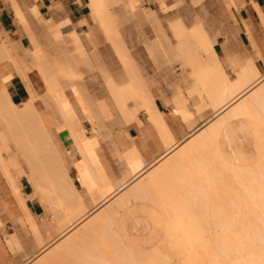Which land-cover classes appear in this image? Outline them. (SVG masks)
<instances>
[{"label": "rangeland", "instance_id": "rangeland-1", "mask_svg": "<svg viewBox=\"0 0 264 264\" xmlns=\"http://www.w3.org/2000/svg\"><path fill=\"white\" fill-rule=\"evenodd\" d=\"M154 2L155 0H124L120 5H112V3L109 4L110 11L112 12L111 21L110 19H108V24L104 28L105 25L102 24L103 21L101 20L100 16L93 8L89 0V6L91 7L90 12L92 10L91 22L89 24H85L84 26H79V28H76L77 31L81 33L80 36L82 38L83 44L85 45L86 53L89 56V58H87L91 59V63L89 64L84 62L86 61V58L84 59L83 55H81V49H78V46L74 44V41H72L71 34H69V28H65L64 30L48 29L45 34L39 36L40 42L42 43V46L44 48L45 55L49 62L56 69L58 77H60L59 80H63V78L65 79V81L63 82L60 81L61 84L63 83L62 86L66 83V85L64 86L71 87V84L75 83L76 85H80L81 87H86L87 91L91 93V97L94 103L108 104L107 108L104 109L101 113L102 124L99 128V131H101L100 147L107 141L112 144L110 141L111 134L119 135L124 141H126L128 138L127 125L129 124V122L126 121L127 118L125 112L122 110L121 105L116 100L114 95H112L111 85L115 82L120 86L131 84L135 80L133 79L134 72L135 75L138 74L140 76L139 80H142L145 85L152 89L156 98V102L161 107V109L167 108L169 110H174L176 108V100L185 101L186 109L190 114H185L177 108L176 113L183 119L189 129H191L193 126L201 124L204 120L213 117L215 113V104H210V100H208L209 98H207V91L203 95L199 91V89H194L196 80L195 70L200 66V63L196 59V50L195 48L193 49L194 45H192L193 47L189 46L192 43L183 44L181 43L180 38L174 34L172 25L175 21L182 19L188 27L193 28L196 25H200V23L204 20L201 23V26L206 28V30L210 32L211 35L217 38L215 47L219 52L220 57H224V48L227 51L230 64L226 63L225 68L229 74L230 79H232L233 81H235V79L238 77V73L231 66L232 57L244 62L255 60L260 67L258 60H256L253 56L249 54L236 56L228 48L230 47L232 50L234 48H237L240 29L237 24V19L228 16L225 17L224 13L227 10H230L233 13L237 9H239L242 4L239 8H236L232 4L227 3L225 0H204L200 3L197 0H165V6H163L162 8V0H156V2ZM166 3L169 5H167ZM195 3L197 4V7L195 6ZM175 7H178L177 10ZM36 8L37 7H34L33 9L28 8L27 12L25 10H23V12L25 18L28 16V18L30 17L29 21L31 19L39 26H41L44 24L43 18L41 17L40 12L36 14ZM166 8H169V11H166L167 13H165L164 11ZM221 9L224 13L221 11ZM15 12L18 16L16 8ZM154 12L158 16V20H156V18L154 17ZM107 22L103 23L106 24ZM197 22L200 23L198 24ZM24 24L27 29H30L28 24ZM244 25L245 28L250 30V24L246 22L244 23ZM118 27L120 28L118 29ZM65 30L67 31L66 33L63 32ZM58 33L60 35H58ZM57 35L60 37H57ZM119 40H121L120 42H122L120 44V47L119 42L117 43V41ZM223 41H226V43H223ZM121 48L126 51L128 49L129 52H127L131 54L132 59L126 57V54L120 55V52L118 50H120ZM29 49L30 48L27 47L24 50L17 49V51L19 54L25 55L29 53ZM120 51L121 53L125 52H122V49ZM186 55L190 56V58ZM124 58H128V61L126 62L125 59L124 62ZM87 61L90 62V60ZM129 63L131 65H129ZM90 64H92V66H90ZM11 65H13L18 72V68L13 63H11ZM69 67H71L72 74L65 71V69H68L69 71ZM260 69L261 73L264 74V66L263 69L261 67ZM33 70H35L33 76L36 79L35 81L38 83L36 89L37 93L39 94V97L36 100L37 108L42 112V115L45 119H50V121L48 122V126L54 134V139L58 147L63 151V153L68 157V160L71 162L72 156L73 154H76V151L74 149H69L68 147L66 148L63 145L62 139L64 138L59 131V125H67V123H65V121L67 122V120H64L65 117L63 116V113L58 110L55 103L52 102L51 104H47L45 100L41 99L42 96L45 97L46 92L48 91V86L42 73L40 72V69L36 66L33 68ZM65 72H67V74L69 73L70 75L67 76H71V78L68 79ZM70 79L72 83H70ZM70 87L68 89L64 87L65 92L66 94L68 93L67 95L70 96L71 101H75L72 102L73 104H75L76 109L80 112L81 123L86 129V133L89 136L97 134L92 120L88 116H86L87 112L86 110H84V105L77 100L76 94L73 95V87H71L72 90L70 89ZM200 90H202V92L205 91L203 90V88H201ZM198 92L200 93L197 94ZM40 95L42 96L40 97ZM200 95H203V100ZM210 99L211 101H213L212 98ZM204 101H206V103L202 104V102ZM208 102L210 106L208 108L202 109L201 107L209 105ZM117 104L119 105V107ZM199 108L202 110H199ZM126 109L132 115H137L138 119H140L141 121H145L147 118V114L145 113L144 108L141 106V97L139 95L128 94ZM133 111H135V113H133ZM0 121L3 122L4 120L2 121V119L0 118ZM1 122L0 139L3 143L0 142V148L3 150L7 158L11 159L13 150H18V146L15 144L14 139L10 137L9 129L5 125V121L3 122L4 124ZM231 123L232 126L229 131H225V134L220 136L218 140L219 145L223 149L227 160L226 166L224 165L225 163L217 157V154L213 151V148L205 149L200 155L195 154L196 162H193L190 165L191 169L193 171H196V173L193 172L194 176L191 180V185H188L189 171L186 170V168L177 170L178 175L185 176V178H187V181L184 182V186H182L181 188H175V190L177 191L174 195L176 201H174L172 204H163L161 201L164 194L163 192L165 190V186L162 183L159 185L156 184L146 186V190L143 193V196L132 201L129 207V209H131V213L125 217L124 221L126 222L127 230L134 241H127L126 244H124L125 249L122 251L120 250L121 252H119H124V257L122 256L121 258L116 260L115 264H126L124 262L126 260L125 255L129 256V254H132L131 257L133 255L135 257L136 255H139L138 257H140V254H146L147 256L154 253L153 250L155 251L157 247L160 248V245H163L162 247H164V239L166 238V236H168L167 228L173 227V223L181 221L180 219L173 218V215L180 213V204L177 201V198L181 197L183 199H186L187 201L185 202V205L192 208L193 212L198 214L201 213V210H203L202 207L205 205L202 203L201 199L198 198V193H201L203 194V196L207 197V205L213 206L217 208V210L222 214L230 216L229 219H224L221 221L225 223L228 222L239 224L238 226L228 227L229 232L228 235H226L228 238L264 239V201L261 200L262 195L260 194L264 192V185L263 187L259 186L260 183L264 184V174H262L264 173V171L261 172L262 170H264V127L263 125H259L255 118L248 117L247 115L240 117L238 116L235 118L233 117ZM3 128H6V130H4ZM106 132L110 133V135ZM9 143H13L15 147L6 152L3 144L7 145ZM102 149L103 148L101 147L100 152L102 151ZM19 156L21 161L20 167L26 169L27 172H29L30 165L28 163V160H26L27 157L24 155V153H19ZM112 158H114L113 155L110 159ZM205 159H208V171H204L201 168L205 163ZM105 161L106 160H104V162ZM202 161H204L203 164ZM113 164L119 168H123L117 161H113ZM228 164H232L229 167L233 166V170H230L231 168L228 167ZM249 166L251 167V169L254 166L255 168L258 167V169H256L257 171L255 172V168H253V173ZM190 167L188 165V168ZM237 167L240 168V171ZM245 167H247V169H245ZM12 169L15 170L17 169V167L12 166ZM241 169H243V171H241ZM155 170L156 166H152L148 170L147 175L144 174L142 179L134 178L135 175L132 172L129 175V186H127L125 190L118 194L110 203L112 204L113 202H115L116 199L124 195L126 192L130 191L139 183H147L149 176ZM49 171L51 172V176L49 178L52 180L55 178V176L52 169ZM123 171L124 170H121V172ZM115 172L118 175H120L121 173L119 171ZM230 172L232 173V176L235 175V178L233 177L235 180H232V176L229 175ZM247 172L252 175H249ZM70 174L73 177L78 188L82 190L83 188L77 179V170L75 167H72L70 169ZM209 174L213 175L214 179L217 178L218 182L216 183L217 185H219L221 190L216 184L215 185L218 187V189L216 186H214V184H212L213 178H209L206 176ZM247 174L248 177H243V175ZM254 174L257 175L253 176ZM260 174H262L263 176ZM109 175L112 180L116 179L113 173H109ZM258 175L260 176V178H262L260 181L257 180V183L260 182L259 185H257L261 189L260 190L258 188L261 192L254 193L252 191H254L257 186L253 184L255 188L252 190L253 185L250 184L249 181H251V178L253 176L254 178L252 179L251 183H255L256 177L257 179H259ZM228 176L230 177L228 178ZM243 178L245 179L243 180ZM246 179H249L248 187H246L248 184L245 181ZM181 181L182 180L180 178L176 180L177 183ZM242 182L247 183L245 184L246 186H243ZM250 185V190L252 191L248 190L249 192H247L246 190L249 189ZM11 187L13 189L12 185ZM215 189L217 191V194L220 193L219 191H223V194H218L219 197L214 196ZM178 192L180 193L177 194ZM89 202L90 203L88 209H91L94 207V203H92L91 200ZM21 213H24L23 210H21ZM52 215L53 213L51 212V218L54 221V231L52 235H46L45 243H47L49 247H56V245L60 243V241H62L64 238L60 237V223L56 221L55 218L52 217ZM39 218L40 217H38L37 219L39 220ZM93 219L94 217L91 220ZM213 228L215 229V227H212L211 229ZM238 231L241 232V235L236 234ZM98 235L96 236L95 240H98ZM91 241H87L89 243L85 242L82 247L88 246L89 248H96L95 245L97 243L98 245L96 246L100 245L98 241H93V239ZM94 242H96V244H94ZM166 244V249H169V243L166 242ZM90 245H92V247ZM103 245L100 247L103 248ZM130 246L132 247V249L130 248ZM169 246H171V244ZM126 247H128L130 250H127ZM174 249L168 250L170 252L168 256L172 259L173 257L170 256L171 254L174 255L175 259H177L175 260L173 258L172 260H174V262L171 260L170 263L175 264V262L179 261L178 264H181L180 262L185 260L187 256L185 259L183 258L185 256H178V258L177 255H175L176 253L174 252L178 249ZM49 250H47V248H40L39 245H37V249L32 257L41 254H48L47 252ZM243 251L245 253H243L241 257H245L250 253L247 248H242L237 252L241 253ZM77 252H79V250H77ZM85 252H87V250ZM164 252H167V250H165ZM180 253L183 254L182 252ZM180 253H178L177 251L178 255ZM92 254L102 255V252L100 253L97 250L92 252ZM92 254L90 255V257L92 256ZM229 254L234 255L235 252H229L228 250L222 253L218 252L214 256L209 257L206 262L211 264L221 261L225 262ZM90 257L86 256L87 259L84 257L82 260L79 259L80 262L78 264H86L85 260L90 261L91 264H95L96 262L99 263L100 261L104 262L106 260H102V258L107 257V255L103 257L101 256L102 258H99V256L98 258ZM110 258L111 257L108 258L109 262L107 260L108 264L113 263V260L111 262ZM136 258H134V261H136ZM128 259L130 261L128 263L130 264L133 259L130 260L129 257ZM141 260L143 261V259ZM69 262L71 263V261ZM74 262L75 260L72 261L73 264H75ZM103 262H100V264H103ZM186 262L183 261L182 263L187 264ZM29 263V260H27L24 264ZM143 263L145 262L143 261Z\"/></svg>", "mask_w": 264, "mask_h": 264}, {"label": "crops", "instance_id": "crops-1", "mask_svg": "<svg viewBox=\"0 0 264 264\" xmlns=\"http://www.w3.org/2000/svg\"><path fill=\"white\" fill-rule=\"evenodd\" d=\"M239 1L242 6L233 13L230 10L224 13L221 9L225 17L228 16L237 19V24L240 29L237 48L233 49L235 52L230 47L228 48L236 56L248 54L253 56L258 60L260 67L263 69L264 23L256 3L264 15V0ZM18 3L26 12L28 8L33 9L37 7L41 13L44 24L39 26L31 19L29 21L30 17L28 18L27 16L26 21L30 28L27 29L25 24L19 20L12 2L9 0H0V45H2L4 41H10L16 51L17 49L24 50L29 47L28 54L20 55L25 57L33 68L37 66L40 69L44 59L49 62L39 39V36L45 34L48 29L64 30L65 28H69L72 41L73 34L76 33L85 48L80 36L81 33L78 32L76 28L91 22L92 10L90 12L91 7L89 6V0H18ZM246 22L251 25L250 30L245 28L244 23ZM63 32L66 33L67 31L65 30ZM223 43H226V41H223ZM223 55V58L219 55L218 62L198 60L200 63L198 68L217 67L218 72L226 74L229 77L225 64L230 63L225 48ZM11 63L12 62L1 65L0 72L6 78L5 84L9 90L12 101L18 105H22L28 100L31 89L37 92L38 83L33 76L35 70L31 69L28 72L27 79H24ZM250 63H253V66L258 68L261 72L255 60L244 62L231 59V66L237 71L238 76L242 68L249 66ZM49 64L52 69L56 71L50 62ZM197 69L195 70L196 80L198 78ZM40 72L46 81L45 75L41 69ZM139 79L140 78H137L135 79L137 81L134 80L131 83L135 86L131 92H127L126 108L128 94L139 95L141 97V106L144 108L147 118L145 121L142 120V122L138 119L137 115H132L125 108V115L127 118L125 119L129 122L127 125L128 138L126 141L119 135L111 134L110 141L112 144L107 141L105 144L101 145L103 149L100 152L101 131H99V128L102 124L101 113L108 105L106 103H95L97 112H88L86 110V116L92 120L94 128L97 131L95 135L89 136L85 132L86 139L76 140L72 138L70 129L66 124L63 126L59 125L60 134L64 138L62 139L63 145L66 148L68 147L76 151V154L72 156L71 162L58 147L54 139V134L48 126L50 119H45L40 111L50 139L58 153L59 161H56V164L59 171L54 174L55 178L51 180L49 178L51 176V172L49 171L51 168L50 160L46 158V171L37 179L30 164L29 172L20 167V156L16 149L13 150L11 159H7L9 160L8 162L12 164L15 159H13V157L18 158L19 166L12 164V166H16L17 169L13 170L11 167L12 178L15 183L14 186L12 179L7 175L4 169H1L3 168L2 165L0 166V264H24L27 260L36 259L40 255L32 256L37 249V245H39L40 248H47V250L54 248L49 247L47 243H45L46 235H52L54 231V221L51 218V212L53 213L52 217L60 223V237L64 238L60 241V243H62L67 235L77 232L78 229L90 222L93 217H97L105 207L111 205L110 202L114 198L108 200L109 202L101 199L99 195L100 187L107 182H109V184L111 182L112 189L114 188L111 194L113 195L115 192L114 197H116L129 186V175L132 172L135 175L134 178L142 179L144 174L147 175L148 170L152 166H156V170L149 176L147 183H139L122 195L125 196L126 202L125 205L119 209L114 228L125 242H132L134 240L127 230L124 219L131 213V209H129L130 204L133 200L143 196L146 186L159 185L162 183L165 186V190L161 201L163 204H172L176 201L174 198L175 192H177L175 188H181L184 186V182L187 181L185 176L178 175V169L182 170L186 168V170L189 171L188 185L192 184L193 172L196 173V171H193L190 165L196 162L195 154L200 155L203 150L213 148L217 157L221 161L227 162L224 151L220 147L218 140L220 136L225 134V131H229L231 128V120L222 127L217 136L209 132L212 123L217 119L215 113L213 117L189 129L183 119L176 113L177 108L185 114H190L186 109L185 101L176 100V108L174 110H169L167 108L161 109L156 102L152 89ZM196 80L194 89H198ZM115 84L118 87H124V85L120 86L116 82ZM131 84L125 85V87H129ZM214 90L219 91L220 88L217 86ZM147 101H151L150 107ZM35 105L37 107L36 102ZM75 110L80 117V112L76 107ZM133 113H135V111H133ZM255 120L259 124V121L257 119ZM81 126L85 129L82 123ZM3 129L6 130V128ZM106 133L110 135V133ZM0 142L2 141L0 140ZM3 145L6 152L15 147L13 143ZM112 155L114 156V158H112L113 161H117L123 168H119L113 164L112 159H110ZM103 159L106 161L104 162ZM203 163L204 161H202V164ZM207 163L208 159H205V163L201 167L202 170H209ZM188 165L190 168H188ZM72 167H75L77 170V179L83 188L82 190L78 188L70 174V169ZM121 170L124 171L121 172ZM115 171L121 172L120 175L116 174ZM109 173H113L116 179L112 180ZM206 176L214 179V176L211 174ZM178 178L182 180L178 182L179 184L176 182ZM212 184H214L213 181ZM16 189L21 190V193L24 195L26 207L21 205V200L17 196ZM43 189L46 190V193L43 192ZM66 191H69L71 195L66 197ZM50 192L52 197L48 194ZM179 193L180 192L177 194ZM80 197L83 198L82 202L84 207L86 206V209H84L80 215L69 218L67 212L69 206L71 208L78 207L81 204L79 201ZM94 198H98V200L95 201ZM198 198L205 204L202 207L203 210H201V213L198 214L194 213L192 208L185 205L186 199L181 197L177 198L180 204V213L173 215V218L180 219L181 221L173 223V226L191 227L192 225L195 226L197 222H200L201 226L213 227L212 214L214 212V207L207 205L208 199L206 196H203V194L198 193ZM90 200L94 203V207L88 209ZM21 210H23L24 213H21ZM28 211L35 215L40 234H36L28 222ZM38 217H40L39 220L37 219ZM194 236H196V234L192 237Z\"/></svg>", "mask_w": 264, "mask_h": 264}, {"label": "bare ground", "instance_id": "bare-ground-1", "mask_svg": "<svg viewBox=\"0 0 264 264\" xmlns=\"http://www.w3.org/2000/svg\"><path fill=\"white\" fill-rule=\"evenodd\" d=\"M9 1L14 4V7L16 8V10L18 12V16H19V19L21 20V22L28 24L26 21L23 9L19 5L18 0H9ZM122 1H124V0H90L93 8L97 11L98 15L100 16V18L103 22H107L108 19H110V21H111L112 12L110 11V8H109L110 5L109 4L112 3V5H118V4L120 5L122 3ZM197 1L200 3L201 1H204V0H197ZM225 1L229 4H232L236 8H239L241 6V3L239 0H225ZM155 2H156V0H155ZM164 4H165V0H162V3H161L162 8H163V6H165ZM167 5H169V4H167ZM195 6L197 7V4ZM256 6H257L258 10L260 11L259 13H261L260 16H262L261 18L263 19V23H264V15H263L262 11L260 10L257 3H256ZM169 8L168 9L166 8L167 10L166 9L164 10L165 13H167L169 11ZM177 8H176V10H177ZM171 9H173V8H171ZM34 12H35V10H34ZM36 12H37L36 14H38L40 12L38 8H36ZM153 14H154V17L156 18V20H158V16L155 14V12ZM103 22H102V24L105 25L104 26V28H105L106 25L108 24V22L106 24ZM109 23H111V22H109ZM197 23L199 24L200 22H197ZM201 23H200V25H196L193 28H191L185 24L184 20L180 19V20L175 21L173 23L172 28H173L174 34L180 38L181 43H183V44L192 43L189 46L194 45V47L193 46L192 47H193V49L195 48V50H196V51L195 50L194 51L196 52V59L197 60H208L209 62H214V61L218 62L219 54L215 48L217 38L215 36L211 35L210 32H208L206 30V28L202 27ZM119 28L120 27H118V29ZM58 35H60V34L58 33ZM58 35H57V37H60ZM73 41H74V44H76L78 46V49L79 48L81 49L80 51H81V55H83V58L84 59L86 58L85 59L86 61H84V62L88 63V64L91 63V59H88L89 56L86 53V50L83 47L79 36L76 33L73 34ZM120 41L121 40L117 41V43L119 42V47H120V44L122 43ZM116 46H117V44H116ZM192 47H190V48H192ZM121 49H122V52H124V51L125 52L121 53V51H120ZM121 49L118 50L120 52L119 53L120 55L126 54L125 55L126 57H128L129 59L130 58L132 59L131 54L128 53L129 52L128 49H127L128 52L126 50H123V48H121ZM187 57L190 58V56H187ZM128 58H124L123 59L124 62H125V59L127 62ZM192 58H194V57H192ZM231 59L234 60V57H232ZM87 60H90V62ZM9 62H12L16 65L19 73L21 74V76L24 79H27L28 72L31 69H33V66L26 60L25 57L21 56L15 50L13 44L10 41H4L2 43V45H0V66L3 64L9 63ZM132 62H133V60H132ZM233 62H235V61H233ZM130 63H129V65H131ZM90 66H92V64H90ZM40 69L45 75L46 83L48 86V89H47L48 91L46 92L45 97L40 95V97L42 96L41 99L45 100L47 102V104H49V103L51 104L52 102L55 103L58 110L63 113V116L65 118L63 116L62 117L64 118V120L65 119L67 120V122L65 121V123H67V126L70 129V133H71L72 138H74L76 140L86 139L87 138L86 134H85L86 131L81 126V122H80L81 119L75 110V104H73V102H75V101L72 100L73 101L72 102L70 99V96L67 95L68 93L66 94L65 89H64V87L65 88L68 87V86H64V85H66V83L63 85L64 86L63 87L62 86L63 83L61 84V82H60V81H62V82L65 81V79L63 78V80H61V79L59 80L60 77H58L57 72L52 69V67L50 66L49 62L46 61V59H44L43 65L40 66ZM217 69H218L217 67H215V68H198L196 71L197 76H198V78L196 80V85H197L199 91L203 95L207 91L208 97L207 96L206 97L209 98L208 100H210V104L211 105H212V103H213V105L215 104V106H214L215 116L217 119L214 121V123H212L211 127L209 128V132H211L212 134L217 136L219 134V132L221 131L222 127L225 124H228L229 121L232 120L233 117L235 118L238 116L240 117V116H245V115H247L248 117H253V118L257 119L259 121V124L261 126L263 125V127H264V74L261 73L258 68L254 67L253 63H250L249 66L242 68V71L239 73L238 78L235 81H233L226 74L218 72ZM65 71L72 74L71 67H69V71H68V69H65ZM67 72H65L66 76L67 75L69 76L70 74L69 73L67 74ZM68 76H67L68 79L71 78V76L70 77H68ZM137 78H140V76L138 74L135 75V72H134L133 79H137ZM5 80H6V78L0 72V118L2 119V121L3 120L5 121V123H6L5 125L9 129L10 137L14 139L15 144L18 146V150H17L18 154L24 153V155L27 157L26 160H28V163L31 165L33 172H34V175L36 176L37 179L42 174H44L46 171V163H45L46 158L50 160V165H51L50 170L52 169L53 173L56 174L59 171L57 164H56V161H59L58 153H57L56 147L54 146L53 142L50 139V136H49L48 131L46 129V125H45L43 118L41 116V112L35 105V102H36L37 98L39 97V94L36 91L31 89L30 90L31 91L30 96H29L28 100L25 101L22 105H18L12 101L9 90L5 84ZM70 83H72L71 79H70ZM71 85H72L71 87H73V90H74V92L72 91L74 93L73 95L76 94L77 100L84 105V109L87 110L88 112H97V107H96V105H95V103L91 97V94L87 91V88L83 87V86L81 87L80 85H76L75 83H73ZM134 86H135L134 84H131L129 87H125V86L124 87H118L115 83H113L111 85L112 95H114L116 100L119 102V104L121 105L122 110L124 112H125V108H126L127 92H131L133 90ZM217 86L220 88L219 91L214 90V88ZM71 87H70V89L72 90ZM68 88H66V89H68ZM201 88H203V90H205V91L202 92V90H200ZM200 92H198L197 94H199ZM203 95H200L202 100H203V97H202ZM210 98H212L213 101H211ZM203 103H206V101L202 102V104ZM147 104L150 107L151 101H147ZM208 104H209V102H208ZM210 104L208 106L206 105L207 107L204 106L201 108L202 109L208 108L210 106ZM198 106H202V105H198ZM202 109L199 108V110H202ZM3 122H1V123H3ZM7 159L8 158L5 155V153L2 151V149H0V163H1L0 165H2V167H3L2 169H4V171L7 173V175L12 179L13 185L15 186L14 180L12 178L11 167H12V164L19 166L18 165L19 164L18 158L13 157L14 162L12 164H11V162H8L9 160H7ZM20 164H21V162H20ZM224 165L226 166V163ZM230 165H232V164H230ZM230 165L228 164V167ZM232 167H229V168H231L230 170H233ZM247 167H245V169H247ZM251 167H250V169H251ZM253 168H255V166ZM238 169L240 171V168H238ZM243 169H241V171H243ZM252 169H251V171H252ZM256 169H258V167L255 168V172L257 171ZM263 171L264 170H262L261 172H263ZM230 173H229V175L232 176V173L231 174ZM248 174L252 175L250 173H248ZM248 174L243 175V177L244 176L248 177ZM262 174H264V173H262ZM262 174H260V175H262ZM256 175L254 174L253 176H256ZM234 176H232V180L235 178ZM253 176L251 178V181L254 178ZM229 177L230 176H228V178ZM241 178H242V176H241ZM245 178H243V180ZM258 178L259 179H257V177H256L255 183H251V181H249V179L245 180L247 183L249 181L250 184H252V185L254 184L255 186H257V188H255V186L253 185L252 190L254 188L255 189H254V191H252V190H250V188H251V185H250L249 189L246 190L247 192H249L248 190H250L254 193L261 192L260 191L261 189L259 188V186L263 187L264 184L259 182L260 183V185H259V183H257V182L260 181L262 178H260V176ZM213 182H214V186H216L217 185L216 182H218L217 178L213 179ZM261 182H263V181H261ZM247 183L244 182L243 186H246L245 184H247ZM111 185H112L111 182H110V184H109V182H107L106 184H104L102 187L99 188L100 198L103 200H106L107 202H109L108 200L115 198L114 197L115 192L113 195L111 194V193H113V190H114V188L112 189ZM248 185H249V183L247 184L246 187H248ZM217 186L219 187V185H217ZM216 187H214V188H216ZM218 187H217V189H218ZM219 189H220V187H219ZM256 189H257V191H256ZM115 191H117V190H115ZM214 191H215L214 196L219 197L220 194H223V191L222 192L219 191L220 192V193H218L219 195L217 194L216 189ZM16 192H17V196L21 200V205L26 207V200H25L24 195L21 193V190L16 189ZM43 192L46 193V190L43 189ZM48 194L50 197H52L51 192ZM260 194L262 195L261 200L264 201V192H262ZM68 195L70 196L71 193L69 191L68 192L66 191V197ZM82 199H83L82 197L79 198V201L81 204L78 207L71 208L69 206V208L67 210L69 218L80 215V213H82V211H84V209H86V206L84 207ZM94 200L97 201L98 198H94ZM215 201H214V204H215ZM103 202H105V201H103ZM125 202H126L125 196L119 197L115 202H113L111 205L106 207V209L102 210L101 211L102 213L100 212V214L97 217H95L93 220L88 222L85 226L78 229L77 232L70 233L69 235H67L66 239L62 243L57 245L56 247L50 249L47 252L48 254H45V255L41 254L36 259L30 260L29 264H31V263L32 264H73L72 261H74V260H75L74 263L78 264L80 262V260L83 259V257L84 258H86V256L90 257L92 252L97 251V250L100 253L102 252V255H100V254L96 255L95 254L96 255L95 256L94 254H92V256L90 258H94V257L98 258V256L100 258L101 256L103 257V256L107 255L108 258L109 257L112 258V259L110 258L111 262L113 260V263H110V264H115L116 260H118L122 256L124 257V252L123 253H119V252H121L122 250L125 249L124 244H126V242L117 234L114 226H115L116 216L119 212V209L125 205ZM214 210L215 211L212 214V218L214 220L213 221V227H215V229L214 228L211 229L210 227L201 226L200 222H197V224L195 226L192 225L191 227H183V226L170 227L167 230L168 236H166V238L164 239L165 249H164V247H162L163 245H160V248L157 247V249L155 251L153 250L154 253L147 255V256H146V254H144V255L140 254L141 255L140 257H138L139 255H136L137 258L134 255H133L134 257L133 256L131 257L132 254L131 255L129 254V256L125 255L126 260L124 259L125 260L124 262L126 264H129L128 263V262H130L128 259V257H129L130 260L133 259V261H131L130 264H140V263L141 264H171L170 261L174 258V255L170 254V256L173 258L172 259L169 258L168 255L170 252L168 250H170V249L172 250L175 248V249H178L177 250L178 253H180V252L183 253V254L180 253L178 255L177 251L174 249L175 251L174 250L173 251L176 253L175 255H177V257L178 256L179 257L185 256V257H183L185 259L187 256V258H186L187 262H186V259L183 260L187 264H211V263L206 262L209 257L214 256L218 252L219 253H222L224 251L226 252L227 250L229 252H235V254L234 255L229 254L225 262L221 261V262H216L214 264H264V239L228 238L226 236V235H228V232H229L228 227L229 226L230 227L231 226H238L239 224L238 223H228V222L225 223V222L221 221L224 219H229L230 216L222 214L215 207H214ZM234 218H237V217H234ZM28 222L32 226L35 233L40 234V231H39V228L37 225L36 217L34 214H31L29 211H28ZM194 234H196V236L192 237ZM236 234L241 235V232L238 231ZM97 235H98V240H95ZM92 239H93V241H98L100 243V245L96 246V245H98V243L96 244V242H94V244H96L95 245L96 248L93 247L94 249L89 248L88 246H87L88 248L86 246L82 247V245L85 244V242L91 241ZM166 242L169 243L168 244V247H170L169 249H166V247H167ZM87 243H89V242H87ZM101 243H102V245L104 244L103 248L100 247V246H102ZM94 244H93V246H94ZM120 244H121V246H120ZM170 244L172 247L169 246ZM113 245H115V246H113ZM90 246L92 247V245H90ZM126 248H127V250H130L128 247H126ZM130 248L132 249L131 246H130ZM242 248H247L250 251V253L248 255H246L245 257H241V255L243 253H245L244 251L241 253L237 252L238 250H240ZM103 249H105V250H103ZM77 250H79V252H77ZM84 250L85 251L87 250V252H85ZM165 250H167L168 253L164 252ZM107 257H105V258H107ZM142 257H147V258H142ZM105 258L103 257L102 260H106V261H104V262L100 261V262L101 263L103 262V264L104 263L108 264L109 259L108 258L105 259ZM134 258H136L135 259L136 261H134ZM141 259H143V261L145 263H143V261ZM107 260H108V262H107ZM69 261H71V263ZM172 261L174 262V260H172ZM85 262H86V264H91V262L88 260H85ZM100 262L99 263L96 262V263L100 264ZM178 262H175V264H178ZM182 262H180V263L184 264ZM172 264H174V263H172Z\"/></svg>", "mask_w": 264, "mask_h": 264}]
</instances>
